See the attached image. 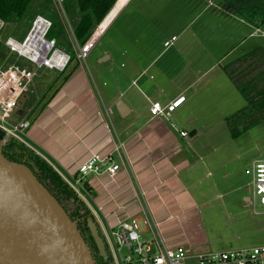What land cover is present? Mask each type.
Listing matches in <instances>:
<instances>
[{"label":"crops","instance_id":"1","mask_svg":"<svg viewBox=\"0 0 264 264\" xmlns=\"http://www.w3.org/2000/svg\"><path fill=\"white\" fill-rule=\"evenodd\" d=\"M152 1L159 7L144 10L135 5L147 0H117L98 27L97 40L111 34L110 49L99 50L94 74L77 60L44 108L22 116L21 105L34 104L27 94L12 119L27 122L23 142L70 184L101 231L143 210L168 245L206 252V209L215 198L235 202L230 194L238 191L239 202L253 207L243 186L228 185L215 137L245 105L222 65L264 45V25H250L222 0ZM167 3L193 20L176 28L181 16L168 12ZM165 15L178 19L169 26ZM180 96L168 118L150 114L152 102L166 105ZM92 153H112L121 169L112 178L79 177L78 166Z\"/></svg>","mask_w":264,"mask_h":264},{"label":"built area","instance_id":"2","mask_svg":"<svg viewBox=\"0 0 264 264\" xmlns=\"http://www.w3.org/2000/svg\"><path fill=\"white\" fill-rule=\"evenodd\" d=\"M54 2L59 5V9L56 7L58 12L63 14L60 0ZM5 25L0 18V44L8 49L0 62V131L23 142L20 135L25 132L27 122L13 123V112L20 101L33 91L38 70L63 71L69 63L70 54L55 39L46 37L51 22L41 15L34 18L28 32L20 40L13 36L3 39ZM67 26L76 59L84 61L97 40V30L83 44H79L68 21ZM176 38L172 36L164 42V46L168 47ZM183 100L184 97L180 96L166 105L152 102L149 112L154 117L168 118ZM180 134L187 135L185 131ZM4 141L5 138H2L1 142ZM120 169L121 163L114 160L112 153H92L78 166V175L104 173L112 178ZM245 174L251 177L252 205L255 208L258 203L264 214V155L245 169ZM102 235L105 251L113 264H264V243L220 252H192L183 245L170 246L154 230L143 210L112 227L109 232L102 231Z\"/></svg>","mask_w":264,"mask_h":264},{"label":"trees","instance_id":"3","mask_svg":"<svg viewBox=\"0 0 264 264\" xmlns=\"http://www.w3.org/2000/svg\"><path fill=\"white\" fill-rule=\"evenodd\" d=\"M116 1L60 0L65 15L67 14L65 4L67 2L73 4V9L68 17L72 20L71 30L79 44H83L91 36ZM222 1L250 25L257 28L264 25V0ZM56 7L54 0H0V18L4 20L6 25L10 26L14 38L22 39L31 27L34 18L41 15L51 22L46 37L55 39L57 44L70 54L69 63L57 75L55 82L59 83L58 86L40 105L39 109L44 108L52 94L69 78L77 63L71 41L67 38L66 30L68 29H65L64 22L61 20L62 13L58 12ZM3 35L4 31L2 38ZM5 55L0 54V62ZM222 70L245 101L243 107L224 119L230 136L237 138L249 128L264 121V45H260L222 65ZM52 86L50 85V88ZM2 138H5L4 142H1ZM0 150L10 161L29 167L37 179L67 211L88 244L95 264H113L107 252L105 256L99 254L87 227L88 221H92L97 226L99 235L103 238L102 232L91 211L70 184L24 142L12 136L6 137L2 131H0Z\"/></svg>","mask_w":264,"mask_h":264},{"label":"water","instance_id":"4","mask_svg":"<svg viewBox=\"0 0 264 264\" xmlns=\"http://www.w3.org/2000/svg\"><path fill=\"white\" fill-rule=\"evenodd\" d=\"M87 227L105 256L97 226L88 221ZM0 264H95L67 211L29 167L10 161L1 150Z\"/></svg>","mask_w":264,"mask_h":264},{"label":"rangeland","instance_id":"5","mask_svg":"<svg viewBox=\"0 0 264 264\" xmlns=\"http://www.w3.org/2000/svg\"><path fill=\"white\" fill-rule=\"evenodd\" d=\"M153 3L154 5H152ZM169 4L170 3H167L165 6V9H167L168 12L172 11V9H175L176 7V5H172L171 7H169ZM151 5L153 8L159 7V5H157L154 1L147 0V5L145 2L144 4L138 2L135 5L137 6L135 9L142 8L146 10ZM57 8L59 9V5L57 6ZM65 8L67 10V14L65 15V13H63L61 16V20H63V22L67 20L71 27L72 20H70V17H68V15L73 9V4L71 2H67L65 4ZM175 10L178 16H181L183 14H179L178 9ZM193 17L194 16H187L185 17V19H183L182 16L179 17V22L177 21L176 28H178L179 26H183L184 22L190 23L193 20ZM173 18L178 19V17L168 15L161 17V19H163V22L165 24L167 23L169 26H172L169 24V22ZM67 21L63 24H66L64 26L65 29L69 28L67 26ZM100 23L99 25L102 24ZM170 23L173 24L172 22ZM99 25L97 26L96 30H98V27H100ZM171 30L174 29H170L168 32H170ZM66 31L67 38L69 40L71 38L70 32L69 30ZM174 32L175 34H177L179 31L175 30ZM110 35L108 33H103L101 37L98 38L95 47L92 48L87 58L84 61L78 60L80 61L84 69L91 75L94 74V69L98 67V60L102 56L101 53H99V50L110 49ZM7 36L15 37L14 34L11 32L10 26L8 25H6L4 28L3 38ZM1 46L2 45L0 44V54H7L8 49L6 47ZM45 70H38L37 76L34 80L35 86L33 88V91L29 92L28 94L29 98L32 96V100H34L33 108H25L26 103L22 104L23 107L21 105V109L24 110L22 116L28 117L29 114H31V111L33 113V109L35 108L36 110L37 108H39L40 105L51 95L53 90L58 86L59 83L55 81L57 75L60 72L51 70L48 74ZM50 85H53L52 88H50ZM12 122L17 123L18 120L12 119ZM227 131L228 129L226 127V130L224 128V132L220 134L222 135L221 137H215L217 143L216 152H220L223 155V159H226L228 164V168L226 164L225 169H227H224L226 173L229 172L228 179L226 181L228 185L230 183L231 185L234 184L236 186H243V191L248 195H252L251 177L247 174H244V169L245 167L249 168L254 161L264 155V121L254 127H251L237 138L230 137ZM24 135L25 134L23 133V135H20V137L24 138ZM8 136L9 135L6 134V137ZM229 193L230 190L228 189V194ZM240 195L241 194L238 193V191L236 192V194H230V196L233 197L235 202L228 201L224 198H215L212 205H210L206 209V215L209 218L205 221L204 224V235L206 241L201 247V249L204 248L203 251L209 250L212 252H220L225 250L240 249L244 247H253L264 243V214H262L261 212L262 207L258 203L255 205V208L251 206H245V204L243 206V203L239 202ZM254 210L257 213H255ZM107 232H109V230H107ZM114 251L116 252L115 246ZM116 255L117 257H119L118 254Z\"/></svg>","mask_w":264,"mask_h":264},{"label":"bare ground","instance_id":"6","mask_svg":"<svg viewBox=\"0 0 264 264\" xmlns=\"http://www.w3.org/2000/svg\"><path fill=\"white\" fill-rule=\"evenodd\" d=\"M99 30L97 31V34H98Z\"/></svg>","mask_w":264,"mask_h":264}]
</instances>
